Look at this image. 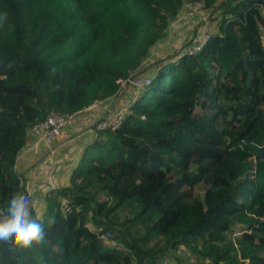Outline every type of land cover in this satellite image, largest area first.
I'll use <instances>...</instances> for the list:
<instances>
[{
    "label": "trees",
    "instance_id": "1",
    "mask_svg": "<svg viewBox=\"0 0 264 264\" xmlns=\"http://www.w3.org/2000/svg\"><path fill=\"white\" fill-rule=\"evenodd\" d=\"M194 1L222 9L206 45L147 69ZM221 1L0 0V207L23 193L15 164L33 124L151 77L32 209L46 242L0 243V264H159L179 246L201 264H264V0Z\"/></svg>",
    "mask_w": 264,
    "mask_h": 264
},
{
    "label": "rangeland",
    "instance_id": "2",
    "mask_svg": "<svg viewBox=\"0 0 264 264\" xmlns=\"http://www.w3.org/2000/svg\"><path fill=\"white\" fill-rule=\"evenodd\" d=\"M223 1L224 0H222L221 2H223ZM208 12H210V11L209 10L208 11L202 10V12L199 13V15L196 19L195 17L193 18L192 15H190L191 13H189V8H185V7H184V9L182 8V13H180V17L177 18L175 21L170 22V30L168 33L167 41L155 50L154 54L152 55L151 61L154 62L156 60H160V59L167 57V56H172V57H174L173 59H176L177 53L186 49V47L187 48H188V46L191 47V45H194L195 43H197L199 38H200V35L203 32L207 31L210 33L212 31H214L216 28V24H217L216 21L209 22L210 19H207L206 25L199 24V22L203 19L204 15H206ZM192 14H194V13H192ZM261 40H262V43L264 45V31L261 32ZM142 74H148V72H146L145 70L142 69V71H140L139 75H142ZM120 90H122V93H121V96L118 100L117 107L123 109V108L127 107L128 104L131 103V101H135L137 99L138 89L134 88L133 86H129V87L127 86V88L126 87L122 88L120 85V88L118 89L117 92H119ZM113 99H112V97H110L108 100H104V101L100 100V101H102L101 107L108 105L109 103H111V101ZM92 109L93 108H91L89 111H91ZM195 111H199V110L196 109ZM81 125L82 124H79V123L76 124L73 128V131H75V133H78L80 131L79 129H80ZM76 135H78V134H74V136H76ZM56 138L58 139V137H56ZM59 140H57V141H59ZM53 143H54V141H52L49 145H51ZM58 144L61 145L62 143H58ZM58 144L53 148H48L45 151V154L52 153V151L54 150V148H56L58 146ZM63 155H64V152L60 153L59 157H57L58 160L60 159V161L57 163V166H60V165L63 166V167H59V170L61 171V173L60 172L57 173L60 179H62V178L64 179V177L68 178V175H69L66 173L68 166L63 164L64 162L66 164L67 158H65V160L61 161L62 159H64ZM65 155H67V153H65ZM75 156H76V161H77V157L79 156V153L75 154ZM76 161H75V163H76ZM51 163H52V161H51ZM59 163H62V164H59ZM75 163L73 165H75ZM18 175H20V173H18ZM47 185L48 186H46V187H50V189H53V190L61 189V188L55 187L56 186L55 184H47ZM38 187L39 188L36 190H31L32 191V194L30 196V199L32 201L31 210L35 209V211L37 213H41L44 209V206L47 205V203H48V202H46V198H47L46 193L48 194L49 189L45 190L41 186H38ZM41 189H42V191H41ZM195 192L200 194V195L202 194V191L198 187H195ZM100 196H102V195H100ZM102 197H104V196H102ZM64 201H66V199L62 200V202H64ZM200 262H204L203 258L198 257L195 254L194 250H192L191 248H185L184 246H179L176 250H169L158 259L159 264H201ZM208 262H210V261H208ZM245 264H248V259H246Z\"/></svg>",
    "mask_w": 264,
    "mask_h": 264
},
{
    "label": "crops",
    "instance_id": "3",
    "mask_svg": "<svg viewBox=\"0 0 264 264\" xmlns=\"http://www.w3.org/2000/svg\"><path fill=\"white\" fill-rule=\"evenodd\" d=\"M202 11L192 15V17H198L199 13ZM211 13L208 12L204 15L203 19ZM189 15V16H190ZM188 16V17H189ZM191 17V16H190ZM182 19V18H181ZM207 22H204L203 25H206ZM117 105V104H116ZM102 106V105H101ZM96 107L93 108L91 111H87L86 113L78 114L72 119L60 132V134L55 138L53 141L54 143L51 145H45L43 143L36 142V138L32 132H30L27 136L26 143L23 145L22 149L19 152L17 157V161L15 164L16 172L20 173L21 178V185L23 190H28L31 196L32 191L36 190L41 186L45 190H48L50 187L47 184H55L57 188H62L66 186L68 183V178L64 177V179H60L57 173H61L57 163L60 161L57 157H59L60 153L64 152V159L67 158L66 164L67 165V174H69L72 165L76 161L75 154L80 153L79 147L81 146V141L83 140L84 134L88 133L87 126L94 123L97 119L103 116L106 113L107 107ZM82 124L80 127V131L75 133L73 128L76 124ZM82 131H84L82 133ZM74 134H78L74 136ZM60 139V140H59ZM59 140V141H57ZM67 140L66 142L59 145L61 141ZM58 144L56 148L50 154H45V151L48 148H53ZM67 153V155H65ZM52 156V157H51ZM62 157V158H63ZM52 161V163H51ZM55 163V164H54ZM62 164V163H59ZM58 176V177H57ZM69 176V175H68ZM47 188V189H46ZM42 191V189H41Z\"/></svg>",
    "mask_w": 264,
    "mask_h": 264
},
{
    "label": "built area",
    "instance_id": "4",
    "mask_svg": "<svg viewBox=\"0 0 264 264\" xmlns=\"http://www.w3.org/2000/svg\"><path fill=\"white\" fill-rule=\"evenodd\" d=\"M202 10L201 1H194L191 3L189 7V13H198ZM210 37V33L205 31L200 35V38L197 43L191 45V47L186 48L187 53H193L195 51L203 48L208 39ZM117 81L121 85L122 88H127V86H133L136 89L142 88L145 84L151 81V77L148 74L139 75V73H131L128 78H118ZM102 105V101L95 100L88 105L84 106L81 110L74 114L64 115L59 113L49 114L43 119L35 124H33L30 128V132L36 138V142L43 143L45 145H49L62 131V129L78 114L86 113L91 108H96ZM109 105V104H108ZM108 105L104 106L107 107ZM126 108H118L117 105L112 108L109 112L104 113L99 119H97L94 123L87 126V130L90 131L92 128L96 130H115L117 129L124 119ZM23 193L27 194L30 197L29 191L23 190ZM61 207L63 211L70 212L74 209L73 205L68 201H64L61 203ZM109 236V233H105V237Z\"/></svg>",
    "mask_w": 264,
    "mask_h": 264
},
{
    "label": "clouds",
    "instance_id": "5",
    "mask_svg": "<svg viewBox=\"0 0 264 264\" xmlns=\"http://www.w3.org/2000/svg\"><path fill=\"white\" fill-rule=\"evenodd\" d=\"M31 208L32 201L25 193L10 194L0 207V243L5 244L9 251L28 249L46 242L43 219L34 218ZM47 223L55 224V217H49Z\"/></svg>",
    "mask_w": 264,
    "mask_h": 264
},
{
    "label": "water",
    "instance_id": "6",
    "mask_svg": "<svg viewBox=\"0 0 264 264\" xmlns=\"http://www.w3.org/2000/svg\"><path fill=\"white\" fill-rule=\"evenodd\" d=\"M233 0H225V3H229V2H232ZM222 10V9H221ZM221 10H212L211 13H209L204 19H202L199 24H203L204 22H206L207 19H210L211 17L213 16H216L218 15ZM156 63V61L154 62H151L149 65H148V68L147 69H150L154 64ZM121 93H122V90H120L119 92H117L115 98L111 101V103H109V105L107 106L106 108V113L109 112L112 108H114L116 106V104L118 103V100L121 96ZM84 131H82L83 133ZM67 140H64V141H61V143H64L66 142ZM32 211V210H31Z\"/></svg>",
    "mask_w": 264,
    "mask_h": 264
}]
</instances>
